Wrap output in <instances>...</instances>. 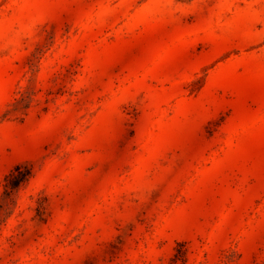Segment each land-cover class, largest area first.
<instances>
[{
	"label": "rangeland",
	"instance_id": "rangeland-1",
	"mask_svg": "<svg viewBox=\"0 0 264 264\" xmlns=\"http://www.w3.org/2000/svg\"><path fill=\"white\" fill-rule=\"evenodd\" d=\"M0 264H264V0H0Z\"/></svg>",
	"mask_w": 264,
	"mask_h": 264
},
{
	"label": "trees",
	"instance_id": "trees-1",
	"mask_svg": "<svg viewBox=\"0 0 264 264\" xmlns=\"http://www.w3.org/2000/svg\"><path fill=\"white\" fill-rule=\"evenodd\" d=\"M31 175L30 168L25 164H17L5 175L4 192L9 194L13 189L29 179Z\"/></svg>",
	"mask_w": 264,
	"mask_h": 264
}]
</instances>
